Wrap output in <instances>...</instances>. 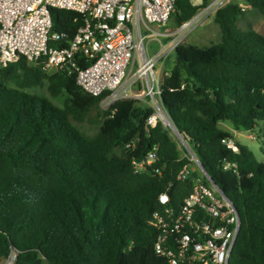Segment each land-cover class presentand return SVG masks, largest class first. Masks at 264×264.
I'll list each match as a JSON object with an SVG mask.
<instances>
[{
    "label": "trees",
    "instance_id": "1",
    "mask_svg": "<svg viewBox=\"0 0 264 264\" xmlns=\"http://www.w3.org/2000/svg\"><path fill=\"white\" fill-rule=\"evenodd\" d=\"M210 4L177 0L172 19L180 27ZM243 5L264 17V0L219 9L214 21L221 42L179 46L161 98L211 180L239 211L230 264H264V35L241 27ZM51 15L49 46L65 49L84 17L60 9ZM77 63L90 65L81 56ZM42 87L52 99L65 98L64 105L26 91ZM102 101L78 85L76 71H47L42 62L25 59L0 68V260L14 254V264L40 258L48 264H166L156 254L157 232L149 220L170 183L174 207L190 195L192 181L176 179L190 161L161 123L147 131L151 107L123 100L104 111ZM225 121L258 134L263 162L219 128ZM80 126L99 130L89 136ZM133 140L131 152L125 145ZM155 147L162 177L134 173L133 159Z\"/></svg>",
    "mask_w": 264,
    "mask_h": 264
},
{
    "label": "built area",
    "instance_id": "2",
    "mask_svg": "<svg viewBox=\"0 0 264 264\" xmlns=\"http://www.w3.org/2000/svg\"><path fill=\"white\" fill-rule=\"evenodd\" d=\"M176 2L0 0V68L25 59L29 63L42 62L47 71H76L78 85L93 97L103 96L102 104L107 109L118 101L148 100L154 113L147 121V131L161 123L180 138L163 105L162 81L156 67L184 44L197 27L232 0H214L193 19L167 30ZM51 9L72 11L84 17L83 26L65 49L49 46L53 27ZM151 40H156L160 46L153 56L148 53ZM77 56L90 65L81 68ZM136 146L137 141L133 140L125 148L134 152ZM228 147L237 151L232 141L228 142ZM158 151L155 147L142 160L133 159L134 173L162 177ZM185 158L190 162L178 172L176 179L192 181L190 195L174 207L170 183L159 197L161 209L149 220L157 232L156 254L163 257L166 264H230L241 231L240 214L233 202L210 183L193 155L189 153ZM231 167L227 164L225 168Z\"/></svg>",
    "mask_w": 264,
    "mask_h": 264
},
{
    "label": "rangeland",
    "instance_id": "3",
    "mask_svg": "<svg viewBox=\"0 0 264 264\" xmlns=\"http://www.w3.org/2000/svg\"><path fill=\"white\" fill-rule=\"evenodd\" d=\"M191 1L194 5H200V3H202V0H191ZM232 1L239 2L240 0H232ZM243 8L245 10V15L242 18L241 27L246 30L254 29L260 34L264 35V17L260 14L259 11L254 10L252 8H248V6L246 5H243ZM169 28H178L174 18L171 19V22L168 24L167 29L169 30ZM163 31H166V30H163ZM154 32L155 31H152L151 33L153 34L154 37H157ZM221 38H222L221 30L214 21V15H212L202 26L197 27V29L185 39L184 44L187 43V44L197 45L199 47H208V46L220 43ZM155 41L156 40H151L150 42L152 44L151 47H152L153 53L157 54L160 50V46ZM175 64H176V61L174 60V58H172V54H171L166 60L159 62V64L156 67L157 75L159 76L160 71L163 66L164 68L170 71L175 66ZM51 70L52 69H49L48 71H51ZM163 75H165V73H163ZM13 86L17 87L15 84ZM26 91L29 93L35 94V95H41V96H46V97L51 98L47 93L46 87L36 88V89H27ZM52 100L55 104L59 106H63L65 98H62L60 100H55V99H52ZM140 104L141 106L151 107L150 101L148 100H146V102H140ZM101 108L104 111L109 110L106 107H104L103 104H101ZM219 128L222 131L228 132L231 134H237L236 131L238 130L237 128H235L233 123L230 121L221 122L219 124ZM80 129L89 136H94L99 130L98 128H90V127H84V126H80ZM167 130L169 131V134L171 135L173 140L177 143V146L179 150L181 151L182 157H185L186 155H188L189 154L188 151L183 147V144H182L184 142H182V140L178 138L169 128ZM236 136H238L239 140H241L243 144H246L247 146L250 147V149L252 150L256 159L259 162H263V154L261 150L262 144H261V140L258 137L257 133H251L248 131L240 130V134ZM186 143H184L185 146H186ZM13 260L15 262L14 254H12L11 257L8 258L7 260H0V264H14ZM34 264H48V263L43 258H40Z\"/></svg>",
    "mask_w": 264,
    "mask_h": 264
},
{
    "label": "water",
    "instance_id": "4",
    "mask_svg": "<svg viewBox=\"0 0 264 264\" xmlns=\"http://www.w3.org/2000/svg\"><path fill=\"white\" fill-rule=\"evenodd\" d=\"M171 124L174 126V124H173V122L171 121ZM174 128H175V126H174ZM176 133H177V135L180 137V139L184 142V143H186V141L183 139V137H182V135L179 133V131L178 130H176ZM186 148H187V151L191 154V155H193V157L196 159V161H197V163H198V165L200 166V168H201V170L204 172V174L206 175V177L209 179V181H210V183L215 187V188H217L220 192H221V194H222V196L224 197V198H226L228 201H230V202H232L231 201V199L219 188V186L213 181V180H211V178L209 177V175L207 174V172H206V170H205V168L202 166V164H201V162L199 161V159L197 158V156H196V154L192 151V149L190 148V146L189 145H187V143H186ZM236 210H237V208H236ZM238 211V210H237ZM239 212V211H238ZM11 257V256H10ZM9 257V258H10Z\"/></svg>",
    "mask_w": 264,
    "mask_h": 264
},
{
    "label": "crops",
    "instance_id": "5",
    "mask_svg": "<svg viewBox=\"0 0 264 264\" xmlns=\"http://www.w3.org/2000/svg\"><path fill=\"white\" fill-rule=\"evenodd\" d=\"M214 0H211V3L213 2ZM202 3H200V5H201ZM175 28H169V30H174ZM168 30V29H167ZM155 31H157L156 29H155ZM167 40H165V42H166ZM151 43L149 44V47H148V53H149V55H151V56H153V55H155L154 53H153V50H152V47H151ZM172 58H174L173 56H172ZM174 60H175V58H174ZM163 70V71H162ZM170 71L168 70V69H166V68H164V66L162 67V69H161V71H160V74H159V78L161 79V81H162V78L164 77V76H166L168 73H169ZM163 73H165V75H163ZM162 75H163V77H162ZM237 132V134H233L234 135V137H235V139L237 140V141H239V142H241V140H239V138H238V136H236V135H239L240 134V130H237L236 131ZM235 132V133H236Z\"/></svg>",
    "mask_w": 264,
    "mask_h": 264
}]
</instances>
